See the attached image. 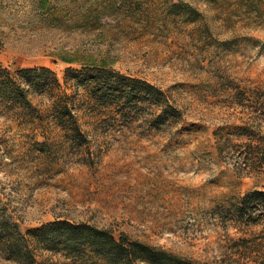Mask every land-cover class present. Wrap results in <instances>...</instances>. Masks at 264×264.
I'll list each match as a JSON object with an SVG mask.
<instances>
[{"label":"rangeland","instance_id":"374dc122","mask_svg":"<svg viewBox=\"0 0 264 264\" xmlns=\"http://www.w3.org/2000/svg\"><path fill=\"white\" fill-rule=\"evenodd\" d=\"M102 61L165 92L178 117L157 120L147 100L93 117L69 89L87 132L79 144L0 104V220L22 233L83 222L197 264H264V202L237 212L264 192V175L234 161L244 148L236 126L264 133V15L233 0H0L1 67L49 68L64 84L68 69ZM226 136L221 157L216 138ZM0 264H16L1 245Z\"/></svg>","mask_w":264,"mask_h":264},{"label":"trees","instance_id":"16d2710c","mask_svg":"<svg viewBox=\"0 0 264 264\" xmlns=\"http://www.w3.org/2000/svg\"><path fill=\"white\" fill-rule=\"evenodd\" d=\"M41 1L43 4L46 0ZM217 1L220 0H203L205 4ZM233 1L237 9L250 15L258 18L264 15V0ZM82 66L81 70L68 69L64 84L49 68L10 70L0 66V104L26 127L38 125L44 133L54 129L58 135L79 144L87 140V132L78 113L76 97L69 89L82 93L79 95L93 117L114 109L129 115L134 105L137 109L146 100L154 107L157 120L178 117V110L166 93L147 81L122 74L103 61ZM36 96L47 99L49 105L38 109L33 99ZM235 129L244 147L235 154L236 169L248 175H264V133L244 125ZM216 139L218 153L224 157L221 145L232 139L226 136L224 143L222 138ZM258 200L264 202V192L247 194L237 208L239 215L248 214V207ZM0 245L6 259L16 264H42L39 249L61 254L68 264H197L164 248L132 240L126 235L117 238L108 229L69 220H56L22 233L16 224L2 219Z\"/></svg>","mask_w":264,"mask_h":264}]
</instances>
